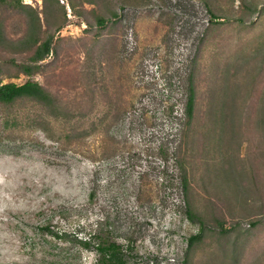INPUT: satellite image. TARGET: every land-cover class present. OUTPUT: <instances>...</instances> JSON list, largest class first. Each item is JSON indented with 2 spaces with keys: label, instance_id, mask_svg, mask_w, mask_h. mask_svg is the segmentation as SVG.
<instances>
[{
  "label": "rangeland",
  "instance_id": "obj_1",
  "mask_svg": "<svg viewBox=\"0 0 264 264\" xmlns=\"http://www.w3.org/2000/svg\"><path fill=\"white\" fill-rule=\"evenodd\" d=\"M27 80L47 98L0 102V264H97L86 238L264 264V0L2 1L0 84Z\"/></svg>",
  "mask_w": 264,
  "mask_h": 264
},
{
  "label": "trees",
  "instance_id": "obj_2",
  "mask_svg": "<svg viewBox=\"0 0 264 264\" xmlns=\"http://www.w3.org/2000/svg\"><path fill=\"white\" fill-rule=\"evenodd\" d=\"M5 0H0V2ZM51 51V40L46 39L41 42L31 57L32 62H38L43 60ZM24 73H30V66H24ZM191 89V88H190ZM35 97L39 99H46L47 94L43 91L40 84L35 81L27 80L23 84H15L14 82H6L0 84V102L12 103L21 97ZM192 90L189 91L188 99L185 104V114L189 115L192 105ZM162 156L166 157L165 152H161ZM198 235H193L189 238L191 244L196 240ZM83 246L86 248L94 249L95 261L97 264H126L123 259V252L117 242L113 240H105L101 242H95L92 244L89 238H86L83 242Z\"/></svg>",
  "mask_w": 264,
  "mask_h": 264
},
{
  "label": "built area",
  "instance_id": "obj_3",
  "mask_svg": "<svg viewBox=\"0 0 264 264\" xmlns=\"http://www.w3.org/2000/svg\"><path fill=\"white\" fill-rule=\"evenodd\" d=\"M129 38L132 39V32H129Z\"/></svg>",
  "mask_w": 264,
  "mask_h": 264
}]
</instances>
